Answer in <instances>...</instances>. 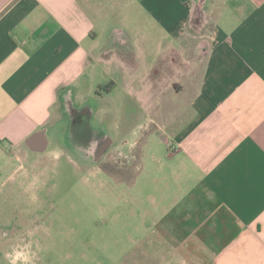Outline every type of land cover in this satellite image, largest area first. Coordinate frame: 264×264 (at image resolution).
Here are the masks:
<instances>
[{
  "label": "crops",
  "instance_id": "obj_1",
  "mask_svg": "<svg viewBox=\"0 0 264 264\" xmlns=\"http://www.w3.org/2000/svg\"><path fill=\"white\" fill-rule=\"evenodd\" d=\"M126 146L163 246L118 264H264V0H0V188Z\"/></svg>",
  "mask_w": 264,
  "mask_h": 264
},
{
  "label": "rangeland",
  "instance_id": "obj_2",
  "mask_svg": "<svg viewBox=\"0 0 264 264\" xmlns=\"http://www.w3.org/2000/svg\"><path fill=\"white\" fill-rule=\"evenodd\" d=\"M161 35L155 30L149 36ZM196 66L201 68L200 59ZM124 99L123 115L129 110L128 95L122 94ZM122 127L128 129L112 122L107 130L116 139ZM66 143L71 150L75 147L73 141ZM153 148L162 153L157 139ZM135 154L126 146L118 159L104 163L70 152L55 160L38 188L31 183L25 190L10 185L8 193L0 188V264H10L14 250L27 251L30 264H118L131 250L163 246L161 238L150 235L157 224L152 219L154 200L160 201L163 193L148 180L158 163L149 156L136 162Z\"/></svg>",
  "mask_w": 264,
  "mask_h": 264
},
{
  "label": "clouds",
  "instance_id": "obj_3",
  "mask_svg": "<svg viewBox=\"0 0 264 264\" xmlns=\"http://www.w3.org/2000/svg\"><path fill=\"white\" fill-rule=\"evenodd\" d=\"M53 158H58L60 155L59 151H55L52 154ZM32 199L35 200L36 196L35 194H32ZM21 260L24 262V264H30L31 257L28 254L27 251H13V254L10 256V264H17V261Z\"/></svg>",
  "mask_w": 264,
  "mask_h": 264
}]
</instances>
